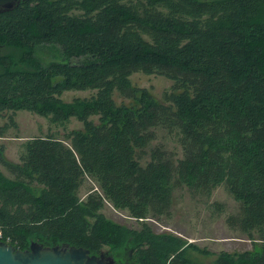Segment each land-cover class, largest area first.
I'll list each match as a JSON object with an SVG mask.
<instances>
[{
    "label": "trees",
    "instance_id": "1",
    "mask_svg": "<svg viewBox=\"0 0 264 264\" xmlns=\"http://www.w3.org/2000/svg\"><path fill=\"white\" fill-rule=\"evenodd\" d=\"M137 71L172 80L162 100L131 82ZM71 89L95 92L64 101ZM9 110L13 124L15 111L28 110L55 124L75 117L82 127L64 139L30 137L19 162L0 143L10 174L0 168V240L95 254L128 246L142 264H187L183 238L145 219L170 216L177 189L209 198L224 184L239 203L226 222L251 246L221 251L215 264H264V0H20L0 8V115ZM157 128L180 154L147 152ZM86 177L96 188L81 198ZM105 202L140 228L109 220Z\"/></svg>",
    "mask_w": 264,
    "mask_h": 264
},
{
    "label": "rangeland",
    "instance_id": "2",
    "mask_svg": "<svg viewBox=\"0 0 264 264\" xmlns=\"http://www.w3.org/2000/svg\"><path fill=\"white\" fill-rule=\"evenodd\" d=\"M45 54V60H49L51 53L46 51ZM130 78L136 87L147 88L157 100L163 99L164 92L169 91L172 84V80L165 76L145 74L140 71L131 73ZM94 92L91 89L65 90L61 98L64 101H71L75 97H89ZM114 96L118 103L124 100L116 93ZM9 113L12 111L2 112L0 115V143L5 145L6 157L15 162H19L22 145L30 137L52 134L64 139L66 132L82 127V122L75 117H71L63 125L55 124L47 117L28 110L15 111L13 124L8 120ZM92 117L96 121L97 116L92 115ZM4 124L9 125L2 127ZM65 142L69 144V140ZM155 146L180 154V146L176 139L161 128L155 130V138L151 141L147 152L149 148ZM148 159L147 153L142 161ZM0 168L10 175L3 165L0 164ZM82 182L78 194L84 198L91 187L96 188V184L90 177H86ZM173 204L170 216L163 215L158 219L148 217L145 221L157 233L164 232L183 238L186 242L185 256L189 260L187 264H215V259L221 251L231 253L250 248L251 242L247 236L238 230L229 228L226 222L227 216L238 211L239 203L227 191L224 184L218 185L209 198L192 194L187 188L177 189L174 192ZM102 212L109 220L116 223L140 228L139 220L130 216L127 210L114 208L109 202H105ZM188 244H194L196 248ZM103 248H109V246Z\"/></svg>",
    "mask_w": 264,
    "mask_h": 264
},
{
    "label": "water",
    "instance_id": "3",
    "mask_svg": "<svg viewBox=\"0 0 264 264\" xmlns=\"http://www.w3.org/2000/svg\"><path fill=\"white\" fill-rule=\"evenodd\" d=\"M20 0H0V8L12 9ZM0 264H112V259L104 255L90 253L82 246L56 244L45 246L30 241L25 249L15 248L12 244L0 240Z\"/></svg>",
    "mask_w": 264,
    "mask_h": 264
},
{
    "label": "flooded vegetation",
    "instance_id": "4",
    "mask_svg": "<svg viewBox=\"0 0 264 264\" xmlns=\"http://www.w3.org/2000/svg\"><path fill=\"white\" fill-rule=\"evenodd\" d=\"M100 252H103L106 257L111 258L112 264H142L133 255V252H135L133 247L126 246L120 249L109 247L98 251V253Z\"/></svg>",
    "mask_w": 264,
    "mask_h": 264
},
{
    "label": "built area",
    "instance_id": "5",
    "mask_svg": "<svg viewBox=\"0 0 264 264\" xmlns=\"http://www.w3.org/2000/svg\"><path fill=\"white\" fill-rule=\"evenodd\" d=\"M0 237H1V232H0Z\"/></svg>",
    "mask_w": 264,
    "mask_h": 264
}]
</instances>
